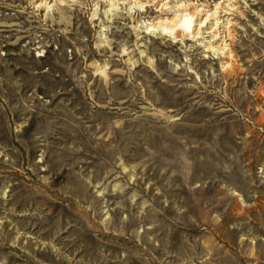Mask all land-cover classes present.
<instances>
[{
    "label": "rangeland",
    "instance_id": "rangeland-1",
    "mask_svg": "<svg viewBox=\"0 0 264 264\" xmlns=\"http://www.w3.org/2000/svg\"><path fill=\"white\" fill-rule=\"evenodd\" d=\"M0 264H264V0H0Z\"/></svg>",
    "mask_w": 264,
    "mask_h": 264
},
{
    "label": "bare ground",
    "instance_id": "bare-ground-1",
    "mask_svg": "<svg viewBox=\"0 0 264 264\" xmlns=\"http://www.w3.org/2000/svg\"><path fill=\"white\" fill-rule=\"evenodd\" d=\"M162 6H163L162 7L163 9H165V10L168 9V11L163 13V16L165 14L171 15V16L165 17L164 19H163V17H161L159 19V21L157 22V23H159V26L164 27L163 29H164L165 33L169 32L177 38V37H181V30L183 29L184 30V36L187 37V39H188V37H191L190 32L193 33L192 34L193 38L196 37V34H202L203 33L201 27H200L201 31L199 30L196 32L192 26L193 21H194L193 18H195V20L199 19L200 15L204 14L205 9L203 7H201V6L191 7V6H186V5H178V6L174 5V6H171L170 8H168V7H165L164 5H162ZM198 21H200V25L201 24L203 25V24L209 23V22L212 23V28H211L212 30H210L209 32H213V36H218V31H219V28L221 27L222 23L219 21L217 11L214 14L212 13V14L207 15V17L202 19V20L199 19ZM194 25H197V24H194ZM165 30H169V31H165Z\"/></svg>",
    "mask_w": 264,
    "mask_h": 264
}]
</instances>
